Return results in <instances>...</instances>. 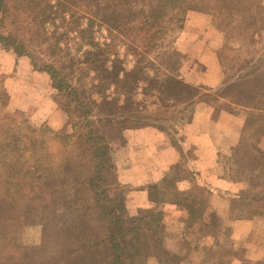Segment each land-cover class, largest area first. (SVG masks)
Masks as SVG:
<instances>
[{"label":"trees","instance_id":"1","mask_svg":"<svg viewBox=\"0 0 264 264\" xmlns=\"http://www.w3.org/2000/svg\"><path fill=\"white\" fill-rule=\"evenodd\" d=\"M197 2L0 0V46L48 73L54 101L69 115L72 128L69 133L33 126L23 113L9 111L10 94L2 87L0 242H16L28 218L43 227V244L58 242L54 247L60 255L47 264H148L143 239L158 236L163 214L128 213L127 196L110 181L116 164L109 136L114 129L147 127L172 135L176 130L158 123L169 122L161 118L164 108H174L172 124L177 126L192 116L202 88L181 81L165 66L177 64L174 33L183 29ZM97 27L108 32L106 43L97 42ZM119 43L128 44L136 59L131 71L115 56ZM111 88L120 96L113 106L107 99ZM149 93L157 98L158 108L147 102ZM250 104L251 97L237 102L240 107ZM260 133L264 135V129ZM174 144L178 146L175 139ZM173 174L154 186L156 202L184 207L190 224L201 222L207 203L195 193L196 187L181 191L178 184L187 177L174 179Z\"/></svg>","mask_w":264,"mask_h":264},{"label":"rangeland","instance_id":"2","mask_svg":"<svg viewBox=\"0 0 264 264\" xmlns=\"http://www.w3.org/2000/svg\"><path fill=\"white\" fill-rule=\"evenodd\" d=\"M196 4L197 10L188 13L183 29L174 33L176 37L174 47L180 53V57L175 59L177 64L165 66V69L175 71L173 73L178 75L181 81L189 84L195 81H224V84L216 89L195 86L202 87V101L210 103L217 112L222 110L235 112L238 101L248 100L249 97L257 98L259 94L264 97V0H198ZM83 24L85 27L86 21ZM77 37V35L73 36L74 39ZM95 37L99 43H106L109 39L108 32L102 27L96 28ZM71 46L77 48L73 40ZM128 47V44L119 43L114 53L116 58L121 60L124 68L131 71L134 69L136 59ZM3 82L0 81V91L2 87L4 88ZM38 84L40 87L43 86ZM107 93V99L113 106L120 96L112 88ZM96 99L101 100L98 96ZM138 99L143 100L144 97ZM157 101V98L150 97L149 93L147 102L153 109L158 108L154 105ZM164 109L165 114L161 118L168 119L169 122L160 121L158 123L170 131L180 129L181 125L172 124L175 118L174 108ZM34 110L35 107L31 106L26 107L24 112H18L33 121L31 117H33ZM9 111L13 114L17 112L11 108ZM45 111L42 112L43 115ZM260 115L262 116H257V120L252 118L251 123L261 120L264 122V114ZM50 119L47 122H36L37 127L47 125L59 132L70 133L72 131L69 115L55 112ZM33 126L36 125L33 124ZM95 126L101 129L100 125ZM126 131L114 129L111 133L109 132V138L113 140L114 147H121L124 144ZM260 137L262 138L260 131L255 128L249 130L244 143L236 153L237 156L233 163L235 167L230 173L245 182L244 195L250 200L245 201L247 203L244 211L248 213V216L254 213L253 207L264 208V153L258 149L257 144ZM173 173L174 179L184 176L192 177L187 162L176 167ZM110 181L118 193L125 196L129 194L131 189L118 183L116 171L111 174ZM195 193L202 197L209 206L212 194L208 188L197 186ZM151 195L154 200L157 199V190L154 187L151 189ZM160 212L158 209L143 210L138 216H156ZM203 221L204 219L201 222ZM222 221L221 217L212 215L205 228L194 230L191 228L200 222L190 224L189 241L186 243H176V239L173 242L165 239L163 243L162 237L166 238V233H168L163 215L158 236L155 235L153 238L148 236L143 239L149 258L148 264H181L184 260L185 264H264V260H258V248L264 245V233L254 234L243 242L236 243L232 239V232L222 228ZM201 234L212 235L215 243L211 246L196 243L199 242ZM192 239L194 242H191ZM43 240V227L32 224L31 219L26 218L16 242H0V264L26 262L47 264L58 258L59 248L54 247V243H58L57 240H49V244H43ZM20 248L27 250L28 253L23 251L22 255H16L15 252Z\"/></svg>","mask_w":264,"mask_h":264},{"label":"crops","instance_id":"3","mask_svg":"<svg viewBox=\"0 0 264 264\" xmlns=\"http://www.w3.org/2000/svg\"><path fill=\"white\" fill-rule=\"evenodd\" d=\"M0 81H4V88L10 94L9 109L24 112L26 107H35L32 115L34 118L31 117L34 122L29 119L30 123L38 125L36 122L50 121L55 112L66 115L54 101L52 79L48 73L36 70L28 57L19 56L2 46ZM38 83L43 86L40 87ZM223 84L224 81H195L189 85L216 89ZM260 106L264 107V97L260 94L257 98H251L250 108L236 106L235 112H217L214 106L200 99L185 125L172 134L178 146L174 144L172 135L158 128L127 130L124 133V144L114 147L113 157L118 183L131 189L126 201L128 213L138 216L143 210L158 209L163 212L168 232L166 239L171 242L176 239V243L189 241L190 230L207 227L212 215L222 218V228L232 232V239L236 243L254 234H263L264 208L253 207L254 213L248 216L244 211L245 201L250 200L244 195L245 182L230 175L231 169L235 167L233 163L236 153L249 130L255 128L260 131L264 128L262 120L251 123L252 118L257 120V116L264 114V111L259 110ZM43 111L46 112L44 115ZM257 144L258 149L264 153V135L258 139ZM186 162L192 177L182 180L178 184L179 189L189 192L201 186L208 188L212 194L204 221L191 229L189 212L184 207L160 205L151 195L152 187ZM196 243L211 246L215 239L212 235L201 234ZM258 252V260H264V245H260ZM181 264H185V260Z\"/></svg>","mask_w":264,"mask_h":264}]
</instances>
